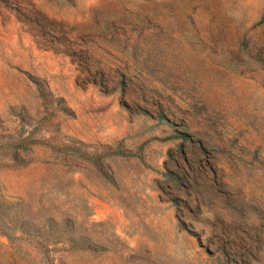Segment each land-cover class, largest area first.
<instances>
[{"label": "rangeland", "instance_id": "rangeland-1", "mask_svg": "<svg viewBox=\"0 0 264 264\" xmlns=\"http://www.w3.org/2000/svg\"><path fill=\"white\" fill-rule=\"evenodd\" d=\"M0 264H264V0H0Z\"/></svg>", "mask_w": 264, "mask_h": 264}]
</instances>
